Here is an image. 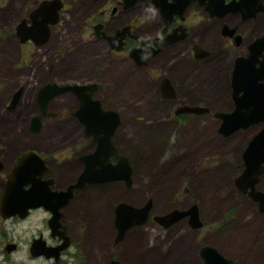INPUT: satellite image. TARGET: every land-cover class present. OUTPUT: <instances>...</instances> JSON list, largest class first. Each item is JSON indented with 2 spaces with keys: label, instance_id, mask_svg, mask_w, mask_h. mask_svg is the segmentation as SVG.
<instances>
[{
  "label": "flooded vegetation",
  "instance_id": "1",
  "mask_svg": "<svg viewBox=\"0 0 264 264\" xmlns=\"http://www.w3.org/2000/svg\"><path fill=\"white\" fill-rule=\"evenodd\" d=\"M10 4L14 9L7 11ZM41 7L47 9L40 11ZM0 14L5 15L3 25H10L11 34L19 43L18 61L30 62L38 52L50 55L51 64L45 74L38 73L33 67L27 74H34L39 81L34 92L37 112L31 119L42 113L38 103V93L42 87L49 84L90 87L83 89L80 95L74 90L54 95L47 104L50 115L41 117L43 128L44 118L62 117L61 112L58 115L52 111L58 108L56 101L62 95L73 97L76 103L71 117L83 127L84 138L89 142L84 149V146H79L69 154L53 155L55 152L34 147L30 142L20 145L13 128H8L11 121L0 119V129H5L0 132V264H114V261L129 264L126 261L127 253L120 247L129 235L143 227L153 225L152 228L169 230L186 220L192 229H200L203 224L197 228L190 224V214L164 228L154 217L172 210L153 214L154 198L148 197L146 203L152 200V207L147 221L129 228L123 239L116 242V207L129 202L120 198L114 207L112 188L117 183L127 190L133 188L136 164L120 145L123 140L120 135L123 114L113 107L112 102H104V95L110 91L98 79L105 75L112 64L117 67L129 63L135 73L150 70L158 77V97L163 102L169 101L174 119L179 124H185L191 117L204 119V113L212 114L213 110L204 106V97L200 93L206 80L227 78L226 89L233 110L234 70L238 61V65L242 62V65L250 67L247 59L252 54L251 47L264 37V0H0ZM21 25L26 28L24 39L18 32ZM64 34L66 36L63 38ZM65 41L68 42L64 45ZM258 48L261 50H255V56L258 52L257 59L261 61L264 58V43ZM72 54L89 62V65L81 64L75 71L92 65V78L96 80H83L90 79L85 75L78 82L63 83L51 79L56 60ZM17 64L11 63V68L18 70L20 77L26 71L19 70L24 65ZM207 72L208 78L204 80V73ZM111 73H115L113 68L106 75L108 81ZM166 80L173 94L169 97L164 94L166 87L163 83ZM26 87L27 84L18 79L14 91L4 102V108L8 111L17 109L24 100ZM20 89L21 97L12 106L15 94ZM101 91L102 96L99 95ZM82 96L90 100L87 103L91 122L99 125L92 128L88 136L85 134L86 123L77 116L82 106ZM53 104L56 106L53 107ZM188 106L206 108L207 111L182 110ZM59 108L64 111L69 106L61 104ZM109 110L118 112L121 119L110 136L106 133L112 130L113 125ZM214 115L221 125L222 118L217 117V113ZM31 119L28 130L31 135L37 136L40 133L30 131ZM259 124L263 126V123L252 126ZM100 140H103L102 158L107 153L109 158L103 164L94 162L93 166L98 169L110 167L111 170L119 164V158L127 157L133 166L132 183L129 185L126 180L84 182L70 190L86 169L83 157L97 152ZM107 140L112 142L113 147H109ZM221 140L217 139V144ZM66 163L72 164L68 166L69 169L64 167ZM261 182L262 178L257 185L260 190ZM45 194L57 197L43 204L40 196ZM253 201L264 216L260 203ZM98 202H104V215L97 214ZM240 228L241 221L237 220L224 235ZM252 252L255 253L250 246H239L236 250L239 260L254 255ZM219 253L234 264L233 259Z\"/></svg>",
  "mask_w": 264,
  "mask_h": 264
},
{
  "label": "rangeland",
  "instance_id": "2",
  "mask_svg": "<svg viewBox=\"0 0 264 264\" xmlns=\"http://www.w3.org/2000/svg\"><path fill=\"white\" fill-rule=\"evenodd\" d=\"M13 9L10 4L7 11ZM4 17L0 14V119L11 121L8 128H13L20 145L30 142L34 147L55 152L53 155H66L79 146H84L82 149L89 146L83 127L71 117L76 101L70 95H62L56 101L58 108L52 110L58 115L61 112L62 117L44 118L40 134H30L28 126L37 112L34 92L39 81L34 74H27L32 67L45 74L51 64L50 55L38 52L30 62L18 61L19 43L11 34L10 25H3ZM16 61L24 65L19 70L26 71L20 77L19 71L11 68V63L16 66ZM81 64L89 65V62L74 54L57 59L51 79L63 83L78 82L85 75L90 79L83 80H91L94 67L90 65L76 72L75 68ZM112 68L115 73L108 75V81L106 75ZM208 73H204V80ZM18 79L27 84L24 100L17 109L8 111L4 102L14 91ZM221 79L208 78L204 88L200 89L204 106L210 107L212 114L204 113V119L191 117L185 124L174 119L171 103L158 97V77L150 70L135 73L129 63L117 67L112 64L98 79L110 91L104 95V102H112L123 114L120 145L136 164L133 188L127 190L121 184L113 185V206L121 198L140 207L148 197H153V214L197 205L203 222L200 229H192L186 220L169 230L152 228L153 225L141 228L129 235L120 247L127 253V263L204 264L200 252L204 245H209L233 259L234 264H264V216L235 183L244 167L243 152L262 124L242 129L229 137L218 132L220 122L214 114L232 111L227 78ZM61 104L69 108L62 111ZM221 138L222 142L217 144L216 140ZM71 165L66 163L64 167ZM261 178L260 186L264 191V175ZM103 204H96L99 215H104ZM237 220L241 221L242 228L224 235ZM239 246H250L254 255L239 260L236 254Z\"/></svg>",
  "mask_w": 264,
  "mask_h": 264
},
{
  "label": "water",
  "instance_id": "3",
  "mask_svg": "<svg viewBox=\"0 0 264 264\" xmlns=\"http://www.w3.org/2000/svg\"><path fill=\"white\" fill-rule=\"evenodd\" d=\"M44 9H47V7H41L40 11H43ZM18 29L19 34L22 36V39H24L26 32L25 26L21 25ZM263 39L264 37L258 39L251 47L252 54L247 59V61L251 63L250 67L247 65H242V62L240 65H238V61L234 70L232 77V87L235 108L230 112H219L217 113V117H220L223 120L219 127V132L224 136H229L230 134L242 128L247 129L256 123H263L261 130L252 137L243 152L244 167L242 172L237 176L235 183L240 191L248 194L253 200L258 201L260 203V210L264 212V191L257 188L261 177L264 175V58L261 61L257 59L259 52L258 50H261V48L259 49L258 47L264 43ZM255 50L258 51L256 56ZM136 55L137 54L134 56ZM165 82L166 83H163V86L166 87L164 94L167 97L172 96L173 94L171 91H169L171 87L169 86L167 80ZM86 88L90 87L80 86L77 84L64 86H60L58 84H49L42 87L38 93V103L41 106L42 113L31 119L30 131L34 134L41 132V117H47L50 115V113L47 112V104L54 95L70 90L78 91L80 95L81 92H83V89ZM21 94L22 89L16 92L12 101V106H15V104L19 101ZM80 98L82 101V106L81 109H79L77 116L86 123L85 134L88 136L92 131V128L94 129L95 126L99 125L94 124V121L92 123L88 115L89 104L87 102L90 100L83 96ZM182 110L192 112H200L202 110H204V112L207 111L206 108L195 109L189 106ZM108 113L112 115L111 117H113L112 130L110 131L109 129L106 132L107 134L109 133L110 136L113 134L116 127L121 123V119L119 113L115 110H109ZM102 142L103 140H100V147L98 148L99 150L97 152L92 155L87 154L83 157L86 160V169L78 178L77 184L69 188L70 190L74 187L80 186L84 182L126 180L128 181L129 185L132 183L133 166L130 164V161L127 157L119 158V164L117 166H113L111 170L110 167L103 169V166L102 168L98 169L93 166L94 162L103 164L105 160L109 158L108 153L102 158V156H104V149L101 147ZM106 143L109 145V147L112 146V142L109 140H107ZM33 155L36 156L34 152ZM24 157L25 156L22 158ZM100 158L102 159L98 161ZM121 160L124 162H121ZM56 197L57 195L54 194H45L40 196V198L43 199V204H45L47 200ZM151 207L152 200L140 207L126 202L118 204L116 207V225L118 227V236L116 238V242H119L123 239L125 232L129 228L133 227L134 225L145 223L149 217ZM188 214L191 215L194 228L202 226V222L200 221V212L197 205H193L188 210L175 209L167 214L155 216L154 219L160 224L168 227ZM201 256L206 264H230V260L222 256L219 251L212 246L202 247ZM114 264L123 263L114 261Z\"/></svg>",
  "mask_w": 264,
  "mask_h": 264
},
{
  "label": "bare ground",
  "instance_id": "4",
  "mask_svg": "<svg viewBox=\"0 0 264 264\" xmlns=\"http://www.w3.org/2000/svg\"><path fill=\"white\" fill-rule=\"evenodd\" d=\"M186 216H187V215H186ZM184 217H185V216H184ZM184 217H183V218H184ZM183 218H181V219H183ZM181 219H180V220H181ZM178 221H179V220H178ZM178 221H176V222H178ZM157 222H158V221H157ZM176 222H174V223H176ZM167 223H168V222H167ZM174 223H173V224H174ZM142 224H143V223H142ZM190 224H192V218H191V217H190ZM161 225H162L164 228H167V227L164 226L163 224H161ZM168 227H169V226H168Z\"/></svg>",
  "mask_w": 264,
  "mask_h": 264
}]
</instances>
